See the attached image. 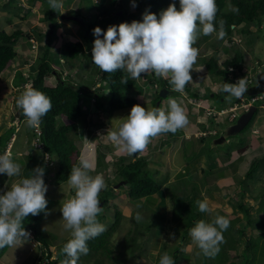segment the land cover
<instances>
[{
  "label": "rangeland",
  "instance_id": "1",
  "mask_svg": "<svg viewBox=\"0 0 264 264\" xmlns=\"http://www.w3.org/2000/svg\"><path fill=\"white\" fill-rule=\"evenodd\" d=\"M16 1L22 9L20 13L28 12L31 17L20 21L12 18L6 10H2L0 7V31L10 32L27 26V30L31 31V39L24 38L18 41L13 47L16 53L14 64L0 76V135L13 127L15 135H12L10 139L11 141L14 140L15 143L13 152L22 154L28 152L29 145L26 137L30 127L27 126L26 122H19L13 116L16 113V100L28 85L13 88L12 80L17 70L21 71L24 76L34 73L37 60L41 56L40 48L44 46L46 40L44 37H38L34 30L38 28L45 33L49 29V25L41 21L43 15L41 7H44L41 0H36L32 6L28 4V1L31 0ZM62 2L63 8L60 9L62 15L59 17L70 21L62 22L61 19L58 20L64 26L56 30V39L49 51V62L54 64V69L62 72L63 79L71 76L76 84L81 83L90 89L97 77V66L93 64L92 59L85 57L89 61L88 65L80 66L79 61L67 62L61 55H63L62 47L65 43L83 42L86 32L83 26L78 25L79 22L76 21L77 24L74 23V20L66 18L78 19L77 15L80 14L86 23L95 24L96 21L103 19L97 8L93 7L94 3L101 2V0H72L70 3H67L68 0H62ZM6 3L7 0H0V6ZM133 3H135V7L132 6ZM139 3L140 0H123L122 5L129 13H133L136 12ZM101 4H103L102 8L106 9L109 0L102 1ZM229 9L230 6L226 5L225 10ZM133 20L142 21V16L132 18L127 23H131ZM114 25H119V23L117 22ZM250 29L254 34L243 35L242 37H237L235 34L230 43H227L223 38H221L223 41H218V37L213 34H211V39L209 38L207 41L200 42V40H197L193 46L199 49V56L194 69L191 71L193 79L191 83L186 85L183 93H173L164 98L159 104L152 86L142 81V78L149 77L151 72L143 75L140 79H136L138 81L137 86L128 91V95L135 97L138 104L145 108L166 107L169 99H176L186 108L190 121L186 128L177 131L175 134H162L152 139L147 149L140 153L141 158L148 160L146 166L148 177L160 186V192L151 197L140 199L141 203H131L127 198L125 185H120L119 188L115 189V186L121 181L120 178L115 177L113 172L114 165L119 161L118 159L132 161L136 159V156H128L126 153L120 152L107 137L108 130L117 129L121 123V118L126 117L131 108L109 113L106 106V97L109 91L106 85L101 87L103 89V95L100 98V103H103L101 109L96 107L94 98H87L86 94L83 95L84 113L77 120L79 130L76 134H72V137L75 139L80 151L79 158L84 155L93 163L94 170L91 175L103 174L107 184L106 191H101L99 196V198H103L105 193L109 192L107 193L106 203L104 204V201H101L104 211L100 216L105 217L100 222L106 226V229L109 228L113 223L115 211H120L123 219H121L116 232L110 238L109 246L110 248L116 247L124 242L122 248L127 247L128 253L134 252L137 256L131 260L127 257L128 254L125 253L126 249L123 248V253L126 255H120L115 264H159V259L163 254L167 253L172 257L173 250L180 245L182 247H180L179 264H202V253L192 242L189 235L190 231L185 227V222L182 221V223L176 224L178 222L176 219L177 217L180 218V215H176V211L172 208L174 201L171 197H173L175 191L181 194L182 202L186 207H188V202L195 197L200 201L210 203L213 214L209 216L207 213H202L203 220L210 221L217 214L230 220V226L227 229V232L231 235H227V237H230L227 241L230 246L226 247L228 261L239 264L245 255L250 258L248 250L244 249V245L247 240L258 237V233L255 232L256 222L254 221L247 227H243L244 221L238 223L234 220H242L244 216L237 207L240 203L244 204L245 209H249L250 216L256 215L258 209L264 208V102H254V106L258 107L257 116L243 133L226 136L225 142L219 144L214 142L217 138L209 142L207 137L216 133H219L220 136L227 135L230 125L227 124V119L233 118L234 112L230 115L212 114L213 122L216 125L211 124L213 122L207 114L209 111L205 110L211 108V104L214 105L212 107L213 111L224 109L225 104L223 103V105H215V102L218 103L219 93L222 92L220 87L224 83V79L208 73L205 70L204 59L212 55L218 61L217 65L230 70V60L236 51L240 50L243 56L241 73L249 78L248 75L251 70L253 72L256 69L255 67H259L257 71L260 74L256 77V80H261L264 76V17ZM257 30L261 31L258 33ZM89 36L91 35L89 34ZM57 62H60V64L55 65ZM199 69H202V71H199ZM54 79L53 76H49L48 81H46L53 84ZM93 89H98V86L95 85ZM139 91L142 92L139 93ZM155 92L158 93L157 90ZM213 92L216 96L212 98ZM191 94L199 95V99L192 98ZM202 97L206 99L202 100ZM222 98H225L224 103L231 101L229 96L224 95V92H222L220 100ZM235 114L239 115L240 109L235 111ZM68 123L65 118H59V125ZM95 123L97 126L93 125ZM202 137L207 139L205 143L200 142ZM227 152L229 156L225 160L223 156ZM214 156L215 158H213ZM18 162L20 164L22 160ZM253 164L256 165V168L247 178L246 174ZM53 166L49 165L43 179L48 188L46 199L54 201V203L41 221L40 230L43 236L49 240L52 254L54 253L53 255L56 256L62 244L70 238L69 232L63 228L64 221L60 208L67 199L74 195V190L68 183L54 184L55 168ZM210 168L214 170V173L210 176L205 175L203 171L205 170V173H208ZM141 204L144 206H141ZM196 208L199 210L198 205ZM137 213L141 217L139 221L136 219ZM239 229L243 230L244 236L238 235ZM184 234H187V237L183 245L184 239L180 238L186 236ZM30 236H32L31 233ZM130 239L136 241H134L135 245L130 244ZM233 240L236 245L233 244ZM232 244L234 248L236 246V250L230 249ZM250 246L257 247V245L254 246L253 241L250 242ZM38 249L39 247L35 246V243L29 237L20 244L9 247L0 259V264H33L40 258L38 254L40 249ZM119 249L121 250V248ZM115 251L111 254L112 258H114ZM87 256L88 254L82 255L78 262L80 264H93V259H88ZM222 257L223 249L220 247L218 254L214 257L207 256L205 260L209 264H221L223 262ZM103 259H106L105 256ZM113 263L108 261L107 264ZM249 264H264V257L257 255Z\"/></svg>",
  "mask_w": 264,
  "mask_h": 264
},
{
  "label": "clouds",
  "instance_id": "2",
  "mask_svg": "<svg viewBox=\"0 0 264 264\" xmlns=\"http://www.w3.org/2000/svg\"><path fill=\"white\" fill-rule=\"evenodd\" d=\"M49 3L51 9L63 8L62 0H49ZM132 6L135 7V3ZM232 10L238 11L236 8ZM217 11L216 0H179V10L174 2L170 3L160 12L159 17L146 11L142 21L110 25L106 31L97 26L93 29L95 39L91 50L92 62L105 73L125 71L132 79H140L152 72L158 78L168 79L173 91L183 93L186 85L193 79L191 71L199 56V49L193 45L200 35L209 36L214 32L219 38L225 35L223 20L219 22L217 31ZM255 68L253 72L251 70L252 73L244 70L250 76L246 77L247 80L237 77L235 83H222L220 90L227 93L229 98L235 97L237 101L232 104L228 101L224 109L216 111L207 108V114L230 115L234 112L233 116L238 117L241 114H235L238 109L243 113L249 106H254V102H264L263 95L248 96L250 99L246 97L248 88L262 80L247 85L252 82L251 78L260 74L257 71L259 67ZM230 70L232 71L231 67ZM128 76L123 77L121 82L127 84ZM161 102L159 100V104ZM16 106L22 109L27 126L36 128L51 111L52 102L43 92L26 86L17 98ZM254 107L256 113L258 107ZM189 123L186 108L176 99H169L166 107L145 108L135 104L129 114L121 118L117 129L108 130L107 137L117 150L133 156L145 151L152 139L162 134H175ZM36 144L35 142V148H38ZM93 170V163L82 155L78 165H74L68 175L67 183L74 190V195L60 208L63 228L70 234L62 249L66 254L62 264H78L80 257L90 251L87 242L106 230L98 217L104 211L99 196L107 188V184L103 174L91 175ZM44 173V168L37 166L30 176L17 179L0 194V249L27 240L30 233L23 226L25 218L46 213L48 188L43 179ZM0 174L21 177V165L14 162L8 152L0 155ZM196 203L200 212L212 216L213 208L208 201ZM136 219H141L139 213ZM229 226L230 220L217 214L210 221L199 220L190 229L189 235L203 255L214 257L220 251V245L224 242L223 232ZM31 240L36 246L37 242L33 237ZM34 264H38V261ZM159 264H175V260L165 253L160 257Z\"/></svg>",
  "mask_w": 264,
  "mask_h": 264
},
{
  "label": "trees",
  "instance_id": "3",
  "mask_svg": "<svg viewBox=\"0 0 264 264\" xmlns=\"http://www.w3.org/2000/svg\"><path fill=\"white\" fill-rule=\"evenodd\" d=\"M35 1L36 0L28 1V4L32 6L34 5ZM41 1L44 4V7H41L43 12L41 21L49 25V29L45 33L40 31L38 28H35L34 30L38 37H44L46 39L44 46L40 48L41 56L37 60V64L33 74L29 73L27 76H24V74L19 70L15 72L12 80V87L21 88L23 85L26 84L43 92L48 97H50L52 102V109L47 113L46 116L42 118V121L38 126V129H40V135H37V133L35 132V128H30V130H28L27 132L26 141L29 145V148L28 153L22 157V163H20L21 177H8L7 175L0 174V194H3V191H6L8 187H10L11 184L17 179L30 176L31 171L37 166L44 168V176H46V171L49 165H55L56 167L53 166L55 168L54 184L60 185L63 183H67L68 175L71 171V168L74 165H78L79 162L78 158L80 151L78 150V147L75 143V139H73L72 137V134H76L79 130L77 120L81 118L84 113L82 106V101L84 97L83 95L86 94L87 98H94L96 107L98 109H101L103 107V103H100V98H102L103 95V89H101V87H104L106 85L109 91V94L106 97V106L109 113L121 109L132 108L133 105L138 104V100L135 97L128 95V91L137 86L138 81L128 76L125 71L105 73L97 67V77L93 81V85L90 89L83 86L81 83L76 84L73 81V77L71 76H68L67 79L64 78L65 80L63 79L62 72L54 69V64L49 62V51L51 49L52 43L56 39V30L64 26L63 24L59 23L58 20L61 19L62 22H68L70 20H64L60 18L59 16L62 15L61 10L51 9L49 0ZM71 1L72 0H68L67 3H70ZM102 1L105 0H101V2L94 3L93 5V7H96L99 11L100 16L103 17L102 20L96 21L95 24H88L85 22L84 18L80 14L77 15L79 18L76 21L79 22V24L76 21L74 23H77L79 26H83V28L86 29L85 37L83 42H67L63 45V55H61V57L63 56L67 62L79 61V63L81 64L80 66H83L85 64L88 65L89 61H87L85 57H89V59L91 58L90 51L92 50L93 42L95 39V36L93 35V29L97 26L100 27L102 30L106 31L108 26L114 25L117 22L119 24L122 22H127L137 16H142L143 18V14L146 11L154 13L157 15V17H159L160 12L162 10H165L169 6V4L173 2L176 4L177 9L179 10V0H140L139 6L136 7V12L133 13H129L124 8V6L122 5L123 0H109V5L106 8L107 10L105 8H102ZM17 4L18 2L16 0H7V3L3 4L0 7L2 8V10H6L9 15L12 16V18H16L20 21H24L27 18L31 17L29 16L30 14H28V12L21 14L20 12L22 11V9ZM216 5L218 7L215 22L217 31L219 30V22L223 20L225 31L223 40H226L227 43L231 42V38L235 34L237 35V37L254 34L250 28L253 27V25L255 24L257 25L260 19L264 17V0H229L228 2L226 0H216ZM226 5L230 6L229 10H225ZM233 8L238 9V11L234 12L232 10ZM27 29L28 27L25 26V28L12 30L10 32H6L4 30L0 31V76L12 64H14L16 53L14 52L13 47L18 43V41L24 38L31 39V31H28ZM260 31H258V33ZM89 34L91 36H89ZM213 35L218 37L216 32H214ZM209 38L211 39V35L204 36L201 34L198 40H200V42H204L209 40ZM223 40L218 37V41L221 42ZM204 59L205 70L210 74H214L215 77H222L224 79V82L226 83H235L234 81L237 79V77L245 78V80H247L246 76L241 73V62L243 61V56L240 50L236 51L235 55L230 60V67L232 68V71L224 69L220 65H217L218 61L215 60L212 55ZM59 64L60 62L55 63V65ZM49 76H53L55 78L53 84H49L47 82V78H49ZM126 76H128V83L124 84L121 81L122 78ZM256 77L257 76L251 78L252 82L248 83L247 85H251L260 81L256 80ZM142 81H145V83L152 86L154 91L157 90L159 92V88H166L170 91V94L168 96L172 95L173 93H177L172 90V85L170 84L168 79L158 78L152 72L150 73L149 77H143ZM95 85L98 86V89H93ZM140 92L142 91H139V93ZM153 93H155L156 95V100H163V98H160L158 96L157 92ZM219 94L220 96L218 97V103H216V106L222 104V102L225 100V98H222L220 100L222 92ZM224 95H226V97L228 96L227 93H224ZM190 96L192 98L199 99V95L191 94ZM215 96L216 95L213 92L212 98ZM246 97L247 99H250L248 96ZM201 99L204 100L206 98L202 97ZM229 100H231V104L237 101L235 97H231L229 98ZM210 107L212 108L213 105L211 104ZM193 114L195 115V113ZM256 116L257 113H254L252 120L241 133H243L246 129L249 128ZM13 117H16L19 122H26V118L23 114L22 109L18 108L17 106L16 113ZM61 117L65 118V120L69 123L59 125V118ZM209 118L212 120L211 122H213L212 116H209ZM236 118L237 117H234L232 120L227 119V124H233ZM211 124L216 125V123L214 122ZM93 125L97 126L96 123ZM13 134L14 128L12 127L6 130L2 135H0V153L5 152L7 144ZM219 136V133H216L215 135L207 137V139L209 142H211L213 139L218 138ZM207 139L205 137H202L200 138V142L205 143V140ZM35 142L40 144L41 147L35 148ZM139 155L140 153L136 154V159L132 161H126L122 158L118 159L119 161L116 162L113 170L115 177L120 178V181H124L123 185H125L124 187L127 190V198L131 201V203H141L140 199L151 197L160 192V186L156 185V183L148 177V169L146 167L148 164V160L141 158ZM228 156L229 153L227 152L226 155L223 156V159H228ZM213 158H215V156ZM14 162L19 163L18 160H14ZM255 168L256 165L253 164L251 166V169H249L246 174L247 178H249ZM212 170L213 169L210 168L208 173H205V170L203 172L205 175L210 176L214 173V170ZM107 193L109 192L107 191L104 197L100 198L101 201H104V204L106 203ZM180 195L181 194L175 191L173 197H171L174 201L172 208L176 211V215H180V218L177 217L176 219V221H178L176 224H178L179 222L182 223V221H184L186 224L185 227L188 231H190V229L194 227L199 220L203 219L202 212H200L196 208V202L200 200L196 197L191 200L189 199L190 201L187 204L188 207H186V205H184V203L182 202V196ZM47 201L48 204L46 208V213L41 212L39 215L36 216L29 215L27 218H25L23 226L26 231L32 234L34 241H36L40 245V252L38 253L40 258L37 260L38 264H62V262L66 259V254L63 253L62 249L68 239L59 248L58 252L56 253V256L53 257L51 244L49 240H47L43 236V233L40 230L41 221L51 209V205L54 203V201L48 199ZM141 206L144 205L141 204ZM237 207L244 216L242 220L236 219L234 220L235 222L239 223L244 221L245 224L243 227H247L254 221L256 222L255 232L258 233V237L253 240H247L244 245V249L248 250L250 258L245 255L244 257H242V261L239 263L249 264L251 261L254 260V257L257 255H261L264 257V208L258 209L256 215L250 216L249 209H245L243 203L238 204ZM104 217L105 216H99V221H101ZM121 219H123L121 212L118 210L115 211L112 225L107 228L101 235L87 242L88 247L90 249L87 257L88 259H93V264H107L108 261H112L114 262L113 264H115L117 262V259H119L120 255L124 256L126 254H128L127 257L131 258V260L137 257L135 256L136 254L134 252L128 253L127 247H123L126 249V254L123 253L122 246L124 242H122L121 245H118L116 247L114 246L110 248L109 246L110 238L116 232ZM184 235L186 236H180V239H184L183 245L187 237V234ZM227 235L231 236L226 230L223 232L224 242L220 245L221 249H223V262L221 264H238L234 261H228L226 247L230 246L227 243L230 237H227ZM238 235L244 236V232L242 229L238 230ZM134 241V239H130V244L135 245L136 241ZM251 241H253L254 246L257 245V247H251ZM233 244L236 245L234 240ZM233 244L230 249L236 250V246L234 248ZM180 247H182V245L173 250L174 254L172 255V258L175 260V264L180 263ZM8 248L9 247L0 249V259L4 256ZM119 248H121V250ZM134 248H136V246H134ZM114 251L116 253L114 255V258H112L111 254H113ZM104 256L106 258L105 260L108 261H105L103 259ZM206 257L207 256L203 254L201 255L202 264H209V262L205 260ZM78 264H80V262H78Z\"/></svg>",
  "mask_w": 264,
  "mask_h": 264
},
{
  "label": "water",
  "instance_id": "4",
  "mask_svg": "<svg viewBox=\"0 0 264 264\" xmlns=\"http://www.w3.org/2000/svg\"><path fill=\"white\" fill-rule=\"evenodd\" d=\"M66 19H72L74 21H76V18H66ZM168 91L164 88H161L158 92V96L160 98H165L168 95ZM247 96H257V95H263V99H264V76L261 80L260 83L248 88L247 92H246ZM256 108L254 106H249L247 108L246 112L241 113L236 121L234 122V124L230 125L228 127V131H227V135H221L219 136L217 139L214 140L215 144H219L221 142H225L226 140V136H233L234 134H239L241 133L246 127L247 125L250 123L254 113H255ZM134 156H136V154H134ZM124 181L119 182V184H117L115 186L116 188H119L120 185H123Z\"/></svg>",
  "mask_w": 264,
  "mask_h": 264
},
{
  "label": "crops",
  "instance_id": "5",
  "mask_svg": "<svg viewBox=\"0 0 264 264\" xmlns=\"http://www.w3.org/2000/svg\"><path fill=\"white\" fill-rule=\"evenodd\" d=\"M223 104H227V103H224V102H222ZM25 134H26V132H25ZM2 135V134H1ZM15 135V134H14ZM25 140V139H24ZM14 140L13 141H10L9 142V144H8V147H7V149H6V151L5 152H8V153H10L11 154V156H12V159L13 160H22V157L24 156V155H26L27 153H22V154H18V153H15V152H13V147H14ZM8 150V151H7ZM1 155L3 154V153H0ZM55 173V172H54ZM39 253V252H38ZM54 254V253H53ZM53 257H54V255H53ZM35 263V262H34ZM33 263V264H34Z\"/></svg>",
  "mask_w": 264,
  "mask_h": 264
},
{
  "label": "built area",
  "instance_id": "6",
  "mask_svg": "<svg viewBox=\"0 0 264 264\" xmlns=\"http://www.w3.org/2000/svg\"><path fill=\"white\" fill-rule=\"evenodd\" d=\"M35 132L37 133V135H40V129H38V127L35 128ZM36 147L39 148V147H41V146H40V144L37 143V144H36ZM30 237H32V236H30ZM36 246H39V244L36 243Z\"/></svg>",
  "mask_w": 264,
  "mask_h": 264
},
{
  "label": "bare ground",
  "instance_id": "7",
  "mask_svg": "<svg viewBox=\"0 0 264 264\" xmlns=\"http://www.w3.org/2000/svg\"><path fill=\"white\" fill-rule=\"evenodd\" d=\"M169 91V90H168ZM223 105V104H222ZM211 117V116H210ZM223 123V122H222ZM218 127V126H217ZM222 127V126H221Z\"/></svg>",
  "mask_w": 264,
  "mask_h": 264
},
{
  "label": "flooded vegetation",
  "instance_id": "8",
  "mask_svg": "<svg viewBox=\"0 0 264 264\" xmlns=\"http://www.w3.org/2000/svg\"><path fill=\"white\" fill-rule=\"evenodd\" d=\"M240 113H242V111Z\"/></svg>",
  "mask_w": 264,
  "mask_h": 264
}]
</instances>
